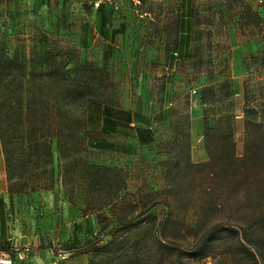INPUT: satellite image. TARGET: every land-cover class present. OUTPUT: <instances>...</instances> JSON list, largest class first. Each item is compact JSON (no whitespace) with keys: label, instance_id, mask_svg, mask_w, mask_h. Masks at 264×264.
Listing matches in <instances>:
<instances>
[{"label":"rangeland","instance_id":"374dc122","mask_svg":"<svg viewBox=\"0 0 264 264\" xmlns=\"http://www.w3.org/2000/svg\"><path fill=\"white\" fill-rule=\"evenodd\" d=\"M0 125L41 264H264V0H0Z\"/></svg>","mask_w":264,"mask_h":264},{"label":"crops","instance_id":"0c3cea01","mask_svg":"<svg viewBox=\"0 0 264 264\" xmlns=\"http://www.w3.org/2000/svg\"><path fill=\"white\" fill-rule=\"evenodd\" d=\"M18 195H14L6 187L4 180V164L0 148V252L9 254L12 257L16 251H25L24 258H29L35 264H41L43 256L34 251L35 242H29L26 238L27 227L25 222L26 215L21 211V203L18 202ZM70 231L77 224L82 226L83 240L87 239L92 232V220L88 215L72 218L66 222ZM30 244V250L26 252ZM28 253V254H27Z\"/></svg>","mask_w":264,"mask_h":264},{"label":"trees","instance_id":"16d2710c","mask_svg":"<svg viewBox=\"0 0 264 264\" xmlns=\"http://www.w3.org/2000/svg\"><path fill=\"white\" fill-rule=\"evenodd\" d=\"M121 29H122V24H118L116 28L110 29V35L120 32ZM82 124H83V121H81V125ZM133 130H134L135 136L137 137L139 135L145 136L142 139L143 141H147L150 139V130L148 127L136 125L134 126ZM229 142H230L229 139H227L226 143L223 144V150H227V148L230 146ZM3 145H4L3 135L1 131V125H0V148L2 150V153L4 149ZM4 163H6V166H8L7 158L5 157V152H4ZM138 217H140V219L138 221H135V218H138ZM154 220H155L154 215L148 213L147 211L142 212V213H136L132 215L131 217H129L128 219L112 222V224H110L108 228L106 229L108 232L107 234L111 238L112 245L117 244L115 242H119L120 240H124L126 238H133L139 235L140 233L151 234L153 236H156L160 233V229H159V223H156ZM139 222L141 223L139 224ZM207 238L208 237L205 236L201 241H199L197 244L193 245V247L189 249H181L175 244L168 245L166 248L172 255L174 264H181V259L183 255H185L186 257L190 258L193 261L200 260L203 256L199 252L202 249L205 240L207 241ZM117 239L119 241H115ZM86 241L87 239L83 240L84 243ZM158 244L162 246V244L160 243ZM243 249L249 252V250L245 246H243ZM157 253L160 254L161 251L157 249ZM16 260L17 259L13 256L12 264H15Z\"/></svg>","mask_w":264,"mask_h":264},{"label":"built area","instance_id":"2783aa9c","mask_svg":"<svg viewBox=\"0 0 264 264\" xmlns=\"http://www.w3.org/2000/svg\"><path fill=\"white\" fill-rule=\"evenodd\" d=\"M137 4L139 3L138 1H135ZM193 92V89L191 90ZM14 257L19 260L23 258V254L21 252L16 251ZM58 257L60 259H63L66 257V252L65 251H60L58 253ZM12 257L9 254H5L3 252H0V264H12ZM54 264V262L52 263Z\"/></svg>","mask_w":264,"mask_h":264}]
</instances>
